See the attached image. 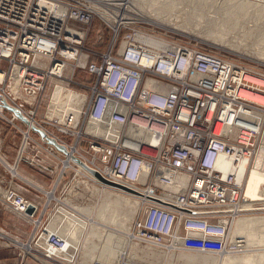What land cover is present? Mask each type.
I'll list each match as a JSON object with an SVG mask.
<instances>
[{"label":"built area","instance_id":"2783aa9c","mask_svg":"<svg viewBox=\"0 0 264 264\" xmlns=\"http://www.w3.org/2000/svg\"><path fill=\"white\" fill-rule=\"evenodd\" d=\"M46 1L57 2L55 11L64 7L65 15L48 11L43 5ZM92 12L62 0H0V61L8 64V69L0 65V71L4 80L10 74L13 90L6 93L0 87V93L8 104L34 118L17 105L16 91L22 89L29 104L46 90L48 78L64 80L69 64L75 72L84 55L87 32L70 27L68 21L89 24ZM121 26L114 27L115 37ZM137 31L125 35L116 55L111 44L100 54V61L83 62L91 76L87 82L70 78L77 84L74 89L69 88L71 82L65 87L55 82L54 90L60 84L83 98L74 124L72 112L65 122L49 116L51 99L42 122L56 124L52 121L58 119L61 131L74 129V135L87 137L95 154L94 161L88 160L92 169L137 192L143 216L135 221L134 234L161 244L171 240L181 251L224 253L229 231L224 220L235 216L243 196L235 173L224 175L221 166L229 165L220 157L225 154L237 161L244 155L252 159L257 155L264 141V121L254 124L251 117L255 110L264 112V75L187 43L151 47L137 38L141 30ZM89 125L97 132H88ZM97 157L101 167L95 163ZM176 175L187 176L189 185L174 192L156 183L170 185ZM152 180L153 186L147 185ZM8 187L0 189L3 205L40 226V219L35 220L38 205ZM45 225L28 242L14 240L20 256L43 251L40 261L46 264L63 260L49 246L65 252L64 239L51 232L50 222Z\"/></svg>","mask_w":264,"mask_h":264},{"label":"rangeland","instance_id":"374dc122","mask_svg":"<svg viewBox=\"0 0 264 264\" xmlns=\"http://www.w3.org/2000/svg\"><path fill=\"white\" fill-rule=\"evenodd\" d=\"M62 1L69 4L71 2L74 6L88 10H93L94 8L91 0ZM178 1L180 0L176 2ZM213 1L208 0L207 6L205 3L198 6L200 10H191L187 7L185 8V13H182V7L175 10L168 8V12L172 10L178 13L179 17L185 20L192 29H203L204 34L178 32L146 20H137L135 24L122 25L115 37V23L107 19L104 20L96 12H92L93 20L89 24L71 19L68 21L70 27L79 28L87 32L82 48L84 55H82L79 66L76 67L75 72L72 70V65L70 68L67 67L64 80L48 78L46 90L32 103L28 104L26 102L22 89L20 91L17 90V98L15 97L17 105L25 113L34 116L36 121L40 123L38 124L39 127L40 125L44 126L60 142H65L70 151H72L71 147L76 148L80 152V154L76 153L77 158L82 161L85 158L94 161L95 154L90 149L87 137L74 135V129H72V132L61 131L56 126L58 119L52 121V123L56 124H45L42 121L45 120L47 115L55 82L58 81L64 87L71 82L70 78L75 82H87L90 74L83 67V62L86 59L87 62L100 61V54L108 51L111 44H114L113 53L116 55L127 33L141 30L142 33L156 37L160 36L171 41V43L181 42L201 47L236 60L250 70L252 69L264 75V57L254 54V52L264 51V6H260L264 4V0H253L252 2L257 1L258 3L248 4V7L229 2V0H221L215 7H210L211 5L209 4H212ZM198 22L201 23L197 24ZM218 28H223L224 30L222 33L217 32V34H223L224 38L233 46L228 44L225 47H218L205 38L206 34ZM0 65L8 69V64L5 61H0ZM41 65L44 67L47 62H41ZM9 76L10 74H8ZM8 77L0 84V87L6 93L13 91L10 85L11 78L8 79ZM76 85L71 82L69 88L74 89V87H77ZM52 99H54V96ZM66 100H73V98L71 96L69 99L66 98ZM3 112L5 114L0 115V138L3 140V144L2 140H0V145L2 144L0 147L1 158L4 159L5 165L6 163L10 165L19 164L18 169L22 171L21 168H24L25 172L23 173L35 176L39 184L38 187L34 185L26 186L27 182L12 174L11 166L5 172V174L8 172V175H6V178L8 176L7 179L13 177L8 184V188L18 191L16 187L23 186L33 194L38 195L40 203L34 202L39 207L35 220L40 219L42 224L36 226L31 220L34 227L31 240L35 233L44 228V223L47 225L50 222V230L57 232L63 237L67 248H69L68 254H63L66 261L64 258L61 261L52 260L49 261L51 264H264V232H262L264 223L256 221L257 218L264 217V198L263 200H258L259 202L255 201L258 203L253 201L255 206H253L252 210L250 208L252 205H249L250 200L246 197L245 202L237 207V211L243 210V213L232 223L228 249L226 254H223V257L216 253L177 250V245L171 251L168 248L172 244L171 240L166 242L167 246L150 245L135 238V221L143 216V208H141L142 204L138 207H133L132 204L123 200L122 197H131L129 192H123L122 190L117 192L115 191L116 188L113 187L106 188L107 186L94 181L92 177L81 174V170L85 168L77 161L68 159L69 157L64 152L58 151L55 146L48 144L47 141L43 140L39 132L33 128L30 137H28L24 133L28 130L27 123L20 118H15L14 114L6 108ZM1 158L0 164L3 163ZM95 163L99 167L102 166V162L98 157L95 159ZM255 170L264 174V150H260L253 165L246 171L244 182ZM16 171L17 168L15 167V174ZM142 181L145 182V179ZM147 185L153 186V180L148 182ZM94 186L99 188L104 186L108 191L111 190L112 194L100 196ZM180 189L182 188H177L176 191ZM168 190L176 192L172 188ZM51 195H54L55 198L51 197ZM136 200L142 203L140 199ZM253 202L251 201V203ZM232 209L234 208L232 207ZM61 219L63 221L60 222ZM241 220L247 225L262 228L261 230L259 229V235L262 238L258 242L259 244L249 246L243 245L241 242H239L240 245L237 244L233 229H235L237 222ZM128 229H131L132 234H130ZM21 242H28V240ZM14 246L22 263L31 259L41 264H46L40 261L43 258V251L34 252V255L24 258L20 256L19 252L21 253V250L17 244Z\"/></svg>","mask_w":264,"mask_h":264},{"label":"bare ground","instance_id":"6f19581e","mask_svg":"<svg viewBox=\"0 0 264 264\" xmlns=\"http://www.w3.org/2000/svg\"><path fill=\"white\" fill-rule=\"evenodd\" d=\"M176 1L177 0H91V2L93 3L92 5L95 8V9L93 8V11L98 13L100 15V17L103 18L104 20L107 19L108 21L114 22L116 28L121 26V24H135V22L137 20H146V21L152 22L154 24L164 26V27L169 28V29L176 30L178 32L181 31V32H193L195 34H204L205 32H203V29H201V28H193L192 29V27L188 23H186L185 20H183L182 18L179 17L178 13H176L172 10H175L179 7H182V13H185V8H187V7L190 8L191 10H200V8L198 6L203 5V3H205V5L207 6L208 0H180L178 2H176ZM237 1L236 0H229V2H235V3H238L239 5H245L246 7L249 6L248 4L258 3L257 1L252 2L253 0H251V1L242 0V1H238V2ZM218 2L220 3L221 0H214L213 3L209 4V5H211L210 7H215ZM43 5L45 6V8L48 11H50L51 9L53 11H55L54 7L57 5V2H47L46 1L43 3ZM221 5H223V4H221ZM260 6H264V4H262ZM168 8H170L172 10L168 12ZM58 10L59 11H55V12L59 17H62L65 15L66 9L64 7L60 6V8ZM226 14H229V13H226ZM63 19H64V17H63ZM200 23L201 22H198L197 24H200ZM223 30H224L223 28L215 29L216 32L215 31L209 32L208 34L205 35V38L209 39L210 42H212L213 44H215L218 47H225L228 44L233 46L228 40H226L224 38L223 34L222 35L217 34V32L222 33ZM137 38L139 40L143 41L144 43L148 44L151 47L165 48V47H169L172 45L171 41H168V40H166L160 36L156 37V36H152V35L142 33V32H139V34L137 35ZM262 41H263V39H262ZM254 54H256L257 56H260V57H264V51L254 52ZM69 66H71V65L69 64ZM3 80H4V73L2 71H0V81H3ZM254 80L257 82H263V81L259 80L258 78H254ZM12 86H13V89L18 88L16 83H14V85H12ZM54 93H55V95H54ZM0 95L6 102H8V99L6 98V96L4 94L0 93ZM53 96H54V99H52ZM71 96L74 100V105H73V100H66V98L69 99V97H71ZM25 98H27V97H25ZM1 100L2 99L0 98V114L4 115L3 111L6 107L3 106V103ZM52 100H53V102H52ZM82 100H83L82 96L74 95L73 92L66 91L62 85L57 84L55 87V90L53 92V95L51 97V105H50L51 110H50V112H48V114L50 117H54V116L59 117V119L62 122H65L66 121L65 116L68 113L72 112L73 118H72L71 124H74V115H75V117L76 116L79 117V111L81 110ZM261 100L263 101L264 99H261ZM52 103H53V106H52ZM10 112H12V111L10 110ZM26 117L29 120V124H27V128H28L27 131L28 132L25 131L24 133L28 137H30V133L32 131V128H31L32 124H34L36 126H38V125L35 122L34 118H30L29 116H26ZM16 118H18V117L16 116ZM251 118L253 119L254 124H263L264 112H262L260 110H255V111H253ZM39 128L43 129L47 133L48 137L50 136L49 135L50 133L48 132V130L46 128H43L42 126ZM87 131L93 133V132H97V129L95 128V126L89 125L87 127ZM101 132H104V131H101ZM53 136H50V137H53L58 142L59 140L57 139V137L55 135H53ZM45 139H47V138H45ZM51 145H53V144H51ZM67 149H68V147H67ZM71 149H72V151H70L68 149L69 154L67 156L69 157L68 159L73 160V158H72L73 154L76 155V153H79V152H76V148H71ZM260 150H264V141L261 142L259 150L257 151V155L260 152ZM257 155L253 159L247 155H244L242 157H239L237 161H234V159H235L234 157H228L225 154H222L220 157V161H225V162L227 161V163L229 165L228 168L221 166L223 168L224 175L227 176L230 172L235 173L236 182L241 186L242 196H243L242 200L236 204V208L234 211L235 216L233 218H231V217L225 218V220H224V222L226 224L229 223L228 224L229 225V231H228V237H227L228 243H229L232 223L234 220L239 218V216L243 213L242 212L243 210L237 211V207L240 206L243 202H245V199L247 198L250 200V202L249 201L248 202L250 203L249 205H252V206H250V208L252 210L253 206H255V203H258L259 202L258 200H263V198H264V174H262L256 170L252 171V173L249 175V177L247 176L248 179L246 180V182H244L246 171H248L249 167H251L253 165L255 159L257 158ZM88 160H89L88 158H85L83 161L86 163L87 166H90L91 168H93L92 163ZM80 165H82V164H80ZM83 167L85 169L81 170V172H80L81 174L88 175V176L92 177V179L94 181H96V182L98 181V183H100L101 185L107 186L106 188H108V187L115 188L114 186H110V185L104 183L103 181H101L97 176H95L92 172H90L85 166H83ZM146 178H147V174H145L142 177V180L145 179V181H146ZM172 179H173V183L170 185L161 184L159 181H156V183L158 185H162L167 190L172 188L175 191L177 190V188H184V187H187V185H189V178L187 176L176 175V176H172ZM244 183H245V189H244ZM95 188H97L98 195H100V196L101 195H107V194L111 193L110 192L111 190L108 191L107 189L104 188V186H103V188L102 187L99 188L98 186ZM109 189H111V188H109ZM121 190L123 192H129L127 190H124V189H121L118 187L116 188L115 191L119 192ZM244 190H245V194H244ZM4 194L6 195L7 193L4 192ZM129 194L131 196L130 198H127V197L124 198L121 196L124 201H126L129 204H132L133 207H138L142 204L140 201L136 200V199L139 200V198H137L138 196H136L135 193L129 192ZM125 196H126V194H125ZM251 201L252 202L258 201V202L251 203ZM248 202H246V203L248 204ZM256 221L260 222V223L261 222L264 223V217L263 218H257ZM38 222H39V220H38ZM262 227H264V225H262ZM259 229L260 228L258 226H250V225H247L246 223H244V221H242V220L238 221L235 229H233L234 230V237L236 238L235 240H237L236 241L237 244L240 245L239 242H241V244L246 245V246L259 244L258 242H260L262 239L259 235L260 234L259 231L262 228L260 230ZM128 231L130 232V234H132L131 229L130 230L128 229ZM262 232H264V228H263ZM232 236H233V234H232ZM261 236H262V234H261ZM135 238L141 242H144V243H147L150 245L167 246V244L157 243L154 240L141 239V237H139L137 234H135ZM263 238H264V236H263ZM64 241H65V239H64ZM174 241H176V239H174ZM175 246H176V244L174 243L168 248H169V250H171V249L176 248ZM64 248H66L67 250L65 252H61V251H56L54 249V247L49 246V250L51 252H55V254L60 256V257H63L64 256L63 254H68L69 248H67V246H66V241H65V247ZM171 251H173V250H171ZM226 252L227 251L219 254V256L223 257V254H226ZM171 253H173V252H171ZM231 256H232V254H231ZM65 261H66V259H65Z\"/></svg>","mask_w":264,"mask_h":264},{"label":"crops","instance_id":"0c3cea01","mask_svg":"<svg viewBox=\"0 0 264 264\" xmlns=\"http://www.w3.org/2000/svg\"><path fill=\"white\" fill-rule=\"evenodd\" d=\"M88 79H91V76H89ZM0 140L2 139L0 138ZM43 140L47 141L45 138H43ZM47 143L50 144L48 141ZM2 144H3V140H2ZM57 150L61 151L58 148ZM6 156L8 157V155ZM0 158H1V155H0ZM1 159L3 163L0 164V189L2 187L6 188L8 184L10 183V181L13 179V177H11L12 179L9 178L10 180L7 179L8 176L6 178V175H8L7 174L8 172L5 174V172L8 171L7 169L10 166H11L10 168L12 169L13 175L19 176V178L27 182L26 186H29V187L31 185H34L36 187L39 186L35 176H30V175L23 173L25 172L24 168H21L22 171L18 169L19 164L10 165L6 163L5 165L4 159L3 158ZM15 167L17 168L16 174L14 172ZM16 189L20 193L23 192L25 197L30 199L31 201L40 203V201L38 200V195L33 194L30 190L24 188L23 186L21 187L19 186V188L16 187ZM51 197L55 198L54 195H51ZM61 221H63V219H61L60 222ZM33 230H34V227L32 225V222L27 216L18 214L12 209H9L3 205L2 197L0 193V264H41L31 259H29L27 262L22 263L20 261V258L18 257V251L15 248L14 243H13L14 240H19V241L30 240L33 234Z\"/></svg>","mask_w":264,"mask_h":264},{"label":"water","instance_id":"95a60500","mask_svg":"<svg viewBox=\"0 0 264 264\" xmlns=\"http://www.w3.org/2000/svg\"><path fill=\"white\" fill-rule=\"evenodd\" d=\"M4 105L9 109V110H11V111H13L21 120H23L25 123H27V124H29V120H28V118L19 110V109H17V108H15V107H13V106H11V105H9L7 102H5L4 101ZM32 128L34 129V130H36L37 132H39V134L42 136V137H44V138H47L46 140L50 143V144H53L56 148H58L59 150H61L62 152H64L66 155H68L69 154V151H68V149H67V147L65 146V145H63V144H59L53 137H48V135H47V133L43 130V129H41V128H39V127H37L36 125H34V124H32ZM72 158H73V160H75V161H77L78 163H80V164H82L83 166H85L90 172H92L95 176H97L101 181H103L104 183H106V184H108V185H110V186H114V187H118V188H121V189H124V190H127V191H129V192H132V193H135V194H137V192L136 191H134V190H132V189H130V188H128V187H125V186H122V185H120V184H117V183H115V182H112V181H109V180H107V179H105V178H103L101 175H100V173H98L96 170H94V169H92V168H90L89 166H87L82 160H80L79 158H77V157H74V154H73V156H72ZM31 211V210H30Z\"/></svg>","mask_w":264,"mask_h":264}]
</instances>
